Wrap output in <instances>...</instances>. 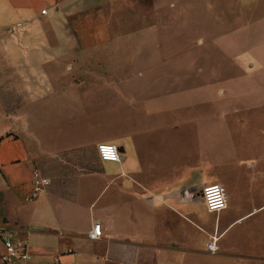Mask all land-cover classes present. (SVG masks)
I'll return each instance as SVG.
<instances>
[{
	"label": "crops",
	"instance_id": "crops-1",
	"mask_svg": "<svg viewBox=\"0 0 264 264\" xmlns=\"http://www.w3.org/2000/svg\"><path fill=\"white\" fill-rule=\"evenodd\" d=\"M122 1L0 0V254L5 231L28 243L14 264H264L263 154L227 164L213 148L183 167L152 141L230 138L264 105V0H132L127 21ZM121 50L133 71L110 63ZM104 88L115 100L85 111L100 130L70 124L79 91ZM101 143L120 160H102ZM35 170L50 183L26 202ZM203 181L227 199L205 219L188 206Z\"/></svg>",
	"mask_w": 264,
	"mask_h": 264
},
{
	"label": "rangeland",
	"instance_id": "rangeland-1",
	"mask_svg": "<svg viewBox=\"0 0 264 264\" xmlns=\"http://www.w3.org/2000/svg\"><path fill=\"white\" fill-rule=\"evenodd\" d=\"M122 2H125V19L126 21L128 20V17L131 14V4L132 0H123ZM228 15V14H227ZM132 46L130 44V49H132ZM216 51H214L215 53ZM132 57V52L127 51V50H121L118 54L112 55L110 58V63H116L120 64L124 70H130L133 71L134 66L132 65L131 61ZM98 65H95L94 68L101 67L100 62L97 63ZM115 66V65H114ZM103 67H106L103 65ZM133 77V76H132ZM78 84H85L91 80L90 77L86 75H77L76 76ZM93 82L94 81H99L98 76H93L92 77ZM77 95V105L75 108H70L68 111H66V114H69L71 117L70 124H79V127H81L82 130H88L87 132L93 131L94 130H100V128L94 129V126L91 127V124H97V123H90V121L87 119L85 115V111H90L95 110L94 107L98 103L93 102V100H101L102 96H105V99H108L110 101H114L115 98L112 96L118 95V92L115 91V89H107L104 88V90H94V89H89L87 91L81 90ZM174 94H180V91H173V96ZM117 100V99H116ZM144 107L141 108H132L128 107L125 109H129V114L130 116L132 113H135V116L143 115L145 117V113L148 111L146 109H143ZM59 110V109H57ZM124 110V107H123ZM64 111V110H63ZM117 115V114H116ZM164 114L157 112L154 120L155 122L158 123L159 119L161 118H166V117H161ZM243 118H246L245 124L242 126L241 129H237L236 133H233L231 137L227 138H221V139H215V141H208V140H203L199 139L197 137L196 132H192L188 135H185L184 133H176L174 132L173 134L169 135L167 134L163 140V142H167L166 146L161 145L159 141H153V148L156 153L162 154L165 150L164 153L169 155L168 159L173 160L175 163V160L177 161L178 166L183 165V167L188 164V166H192L197 164L198 162L201 161V156L202 153L201 151L203 150V154L205 151H211L213 148L215 150H222V151H228L230 152V155L227 157L225 163H236L239 160H244L245 156L247 154L245 152L247 151H253L255 154L257 153H262L264 156V105L258 106L257 108H248V111L246 113L242 114ZM77 116V118H75ZM124 117H128V111L123 115ZM86 117V118H85ZM94 117V116H92ZM92 117L89 116V119H93ZM149 117V116H148ZM168 118V117H167ZM116 119H118L116 117ZM77 120V122H76ZM98 120V119H97ZM69 121V119L67 120ZM89 122V123H88ZM123 122V118L120 119V121H117L116 123ZM64 123V122H62ZM156 123V124H157ZM160 123V122H159ZM91 125V126H89ZM111 128V127H110ZM108 126L105 128L108 131H112ZM105 130V131H106ZM164 132V131H163ZM161 130H156L152 131L150 135H154L157 140H159L158 136L162 135ZM170 131L169 133H171ZM207 155V153H205ZM159 158V157H157ZM206 158V156H205ZM225 160V159H224ZM246 163V161H244ZM171 166H174L171 162ZM205 184L209 183L207 181H203ZM196 190L192 193L194 195L193 197L190 196L189 198V203L188 206L190 210H192L196 215H198L199 218L205 219L212 217L209 214L205 213V205L202 202L201 198L199 197V191L201 189V186L195 187ZM212 219V218H211ZM248 223V221H247ZM200 232L196 233L194 237H199Z\"/></svg>",
	"mask_w": 264,
	"mask_h": 264
},
{
	"label": "built area",
	"instance_id": "built-area-1",
	"mask_svg": "<svg viewBox=\"0 0 264 264\" xmlns=\"http://www.w3.org/2000/svg\"><path fill=\"white\" fill-rule=\"evenodd\" d=\"M45 13V10L41 11ZM97 152L102 160L119 161L120 152L115 144L101 143L97 146ZM50 181L44 177L39 171L33 172V189L30 193L25 195L26 202L33 201L41 193H43ZM199 197L204 203L206 209L210 212H217L225 208L227 205L226 191L222 184L212 183L201 187ZM5 229V227H3ZM101 224L94 221L87 232L90 239H99L102 237ZM4 251L0 254V260L4 264H14L15 259H29L30 255L27 251L26 240H15L12 236L5 231L3 232ZM207 251L213 253L217 250L216 238L213 236L211 240L206 243Z\"/></svg>",
	"mask_w": 264,
	"mask_h": 264
}]
</instances>
